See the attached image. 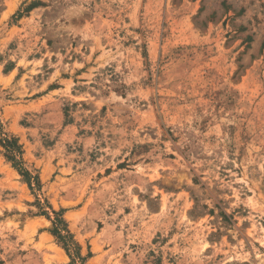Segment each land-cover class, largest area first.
Returning a JSON list of instances; mask_svg holds the SVG:
<instances>
[{
    "label": "rangeland",
    "instance_id": "rangeland-1",
    "mask_svg": "<svg viewBox=\"0 0 264 264\" xmlns=\"http://www.w3.org/2000/svg\"><path fill=\"white\" fill-rule=\"evenodd\" d=\"M6 136L0 264H264V0H0Z\"/></svg>",
    "mask_w": 264,
    "mask_h": 264
},
{
    "label": "trees",
    "instance_id": "trees-1",
    "mask_svg": "<svg viewBox=\"0 0 264 264\" xmlns=\"http://www.w3.org/2000/svg\"><path fill=\"white\" fill-rule=\"evenodd\" d=\"M2 147L5 148L6 157L12 162L13 166L16 167L19 172L25 177L31 189H34V181L40 187V180L38 176H33L29 170H26L22 166V154L23 148L19 143L18 139L15 137H5L0 139ZM19 156V158H18ZM56 218L52 221L53 228L51 229L52 234L57 238L58 242L65 248L68 255L74 261L76 257L84 259L81 256L80 248L81 246L74 239V235L68 228V225L61 213L54 212ZM45 214V213H42Z\"/></svg>",
    "mask_w": 264,
    "mask_h": 264
}]
</instances>
